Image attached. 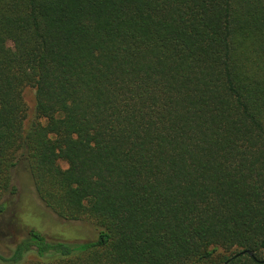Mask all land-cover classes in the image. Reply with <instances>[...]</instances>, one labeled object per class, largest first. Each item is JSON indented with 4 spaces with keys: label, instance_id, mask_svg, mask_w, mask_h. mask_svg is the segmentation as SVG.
<instances>
[{
    "label": "trees",
    "instance_id": "trees-1",
    "mask_svg": "<svg viewBox=\"0 0 264 264\" xmlns=\"http://www.w3.org/2000/svg\"><path fill=\"white\" fill-rule=\"evenodd\" d=\"M19 163L98 234L12 261L264 264V0H0V213Z\"/></svg>",
    "mask_w": 264,
    "mask_h": 264
},
{
    "label": "rangeland",
    "instance_id": "rangeland-1",
    "mask_svg": "<svg viewBox=\"0 0 264 264\" xmlns=\"http://www.w3.org/2000/svg\"><path fill=\"white\" fill-rule=\"evenodd\" d=\"M4 44L7 48L12 46L10 40ZM23 98L27 106L25 124H28L34 115V89L26 87ZM14 184L16 193L0 213V264H42L53 259L40 257L34 251L26 252L18 261L10 259L16 245L27 236L28 229L71 245L97 237L98 229L88 220H66L47 207L36 194L31 173L22 163L14 167Z\"/></svg>",
    "mask_w": 264,
    "mask_h": 264
},
{
    "label": "water",
    "instance_id": "water-1",
    "mask_svg": "<svg viewBox=\"0 0 264 264\" xmlns=\"http://www.w3.org/2000/svg\"><path fill=\"white\" fill-rule=\"evenodd\" d=\"M244 253H247V254H249L250 256L253 255V251H251V250L241 251V252H239L237 255L244 254ZM227 263H228V261L224 262L223 264H227Z\"/></svg>",
    "mask_w": 264,
    "mask_h": 264
}]
</instances>
